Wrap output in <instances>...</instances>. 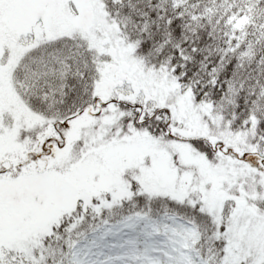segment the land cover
Returning <instances> with one entry per match:
<instances>
[{
    "label": "snow or ice",
    "instance_id": "1",
    "mask_svg": "<svg viewBox=\"0 0 264 264\" xmlns=\"http://www.w3.org/2000/svg\"><path fill=\"white\" fill-rule=\"evenodd\" d=\"M0 264H264V0H0Z\"/></svg>",
    "mask_w": 264,
    "mask_h": 264
}]
</instances>
